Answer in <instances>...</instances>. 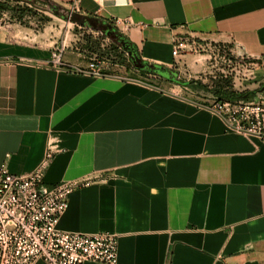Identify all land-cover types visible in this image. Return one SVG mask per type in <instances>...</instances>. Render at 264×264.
<instances>
[{
    "label": "crops",
    "instance_id": "1",
    "mask_svg": "<svg viewBox=\"0 0 264 264\" xmlns=\"http://www.w3.org/2000/svg\"><path fill=\"white\" fill-rule=\"evenodd\" d=\"M49 1L113 24L140 65L198 69L173 54L188 35L264 79V0ZM62 29L0 24V164L24 175L47 160L50 187L87 180L58 227L117 234V264H264V135L228 129L191 86L126 61L86 71L96 51Z\"/></svg>",
    "mask_w": 264,
    "mask_h": 264
},
{
    "label": "built area",
    "instance_id": "2",
    "mask_svg": "<svg viewBox=\"0 0 264 264\" xmlns=\"http://www.w3.org/2000/svg\"><path fill=\"white\" fill-rule=\"evenodd\" d=\"M87 28L93 34L101 32ZM200 47L201 42L195 37L183 36L175 39L173 54L177 58L186 48L196 51ZM62 52L63 48L54 54V63L62 64ZM106 62L98 53H92L86 71L101 75ZM208 107L226 121L228 129L245 135H264V98L214 99ZM47 162L24 175L14 174L0 164V264H35L40 260L48 264H117V234L69 232L58 227L69 206L70 194L88 182L65 181L50 187L45 182Z\"/></svg>",
    "mask_w": 264,
    "mask_h": 264
},
{
    "label": "rangeland",
    "instance_id": "3",
    "mask_svg": "<svg viewBox=\"0 0 264 264\" xmlns=\"http://www.w3.org/2000/svg\"><path fill=\"white\" fill-rule=\"evenodd\" d=\"M11 4H19L21 7H26L31 11H28L21 21L14 18L11 11H0V24L17 23L39 32L43 31L46 27H48V29L54 28V30L63 28V35H66V31L69 30L71 36L80 38V41H76V45L80 48H84V46L87 47L90 44V46L93 47L95 44V47H97L99 43H101L103 48H107L112 42V38L105 35L104 26H101V32L93 34L90 29L87 28L88 25L82 26L73 23L69 19V12L66 10L58 8L57 10L60 13L57 14L45 0H12ZM45 17H49L50 19H43ZM82 32H85L84 36H81ZM96 53L100 56H104L108 62H115L114 60H116L120 54L119 51L114 49H111V52L106 54H101L99 51H96ZM182 54L195 56V64L200 66L198 69L191 71V69L183 63L176 64L175 68H179L182 79L189 78L190 80H199L203 83L211 84L213 78H220L222 75H227L232 78L234 88L237 90H257L256 98H264V79L259 81L254 75L249 74L246 68V60L238 62V60L231 55H227L229 54L227 49L219 51L214 45H207L205 42H201V47L196 51L186 48V50L182 51ZM117 59L119 61L121 60L120 58ZM191 60L194 61V59ZM190 90L192 91L187 90L185 95H191L193 98L206 100V102L210 103L214 100L213 95L207 90L196 87H190Z\"/></svg>",
    "mask_w": 264,
    "mask_h": 264
},
{
    "label": "trees",
    "instance_id": "4",
    "mask_svg": "<svg viewBox=\"0 0 264 264\" xmlns=\"http://www.w3.org/2000/svg\"><path fill=\"white\" fill-rule=\"evenodd\" d=\"M12 0H0V11H11L13 13V17L17 18V20L21 21V19L27 14L29 10L28 8L21 7L18 5H12ZM18 1V0H17ZM23 1H30V0H23ZM46 3H48L53 11H58L57 9L60 8L55 3L45 0ZM43 19L49 20V17H45ZM105 27V35L110 36L107 34L109 30V25L111 26V32L114 34H120L118 29L115 28V26L109 22L102 23ZM125 39V38H124ZM91 45V44H90ZM89 48L94 51H99L101 54L110 53L111 49L119 51V57L120 62L126 61L128 64L133 65L134 67H138L141 73H155L161 77H164L168 79L171 82H175L184 86H191L196 88H202L204 90H207L209 93H211L214 97V99L217 100H228V101H235V100H254L256 99L257 90H237L234 88L232 78L227 75H222L220 78L216 77L211 80V84L203 83L199 80H186L182 78H178L176 74H173L170 72V68L163 66V65H155V64H148V66L140 65V63H137L134 59H132L130 56L129 58L126 57L125 52H129V50L121 45L119 41H117L115 38H112V42L107 48H103L101 46V43L97 44V47L90 46ZM215 47L219 48V50H226V47L221 44H213ZM230 55V54H227ZM116 58L114 60L115 62H118L119 60ZM169 73L167 76L166 73Z\"/></svg>",
    "mask_w": 264,
    "mask_h": 264
},
{
    "label": "water",
    "instance_id": "5",
    "mask_svg": "<svg viewBox=\"0 0 264 264\" xmlns=\"http://www.w3.org/2000/svg\"><path fill=\"white\" fill-rule=\"evenodd\" d=\"M56 13H60V12L56 11ZM69 19L73 23H76V24L82 25V26L88 25L89 27H92L95 30H100V28H101V26L99 25L98 18L89 16L87 14H82V13H79V12H73L70 15ZM107 34L112 35V37L117 38L118 40H120V43H121L122 46L127 47V43H126V41L124 39L120 38L119 35L114 34V33L111 32V26L110 25H109V30H108ZM129 54L132 56V58L135 61H138V62L140 61V58L138 56L134 55L132 53V51H129Z\"/></svg>",
    "mask_w": 264,
    "mask_h": 264
}]
</instances>
